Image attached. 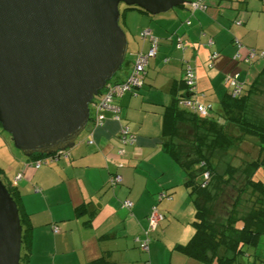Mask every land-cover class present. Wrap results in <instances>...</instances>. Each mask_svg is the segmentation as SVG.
Here are the masks:
<instances>
[{"label":"crops","instance_id":"crops-1","mask_svg":"<svg viewBox=\"0 0 264 264\" xmlns=\"http://www.w3.org/2000/svg\"><path fill=\"white\" fill-rule=\"evenodd\" d=\"M202 2L205 10L190 12L183 6L184 16L174 12L149 16L137 9L129 12L132 16L126 14L130 61L116 82L127 77L134 55L149 46L148 36H140L142 29L157 37L158 46L144 68L142 84L134 92L114 97L118 120L112 111L102 110V124L89 125L68 149V158L61 156L51 165L34 168L17 154L8 158V165H1L2 175L17 189L19 204L31 225L29 256L22 264H90L102 255L113 264H203L174 249L192 235L194 209L183 185V172L161 150L160 114L170 101V86L181 78L185 64L194 68L198 99L213 104L229 89L222 84L226 73L245 63L252 64L245 75L235 73L244 87L255 80L248 109L252 106L255 111L252 118L264 120V71L260 73L264 57L241 60L248 49L264 51V0ZM179 42L183 48L177 47ZM212 51L217 55L209 58ZM250 70L253 77L249 80ZM148 120H154L153 124ZM123 125L135 134L133 142L121 144ZM88 138L94 142L86 144ZM113 173L122 182L110 186ZM17 174L21 176L16 178ZM161 191L171 198L158 200ZM124 200L132 202L130 209L123 205ZM82 203L95 212L87 224L86 212L75 213V206ZM153 205L164 218L152 232L144 254L134 238L142 236ZM53 226L58 227L56 233Z\"/></svg>","mask_w":264,"mask_h":264},{"label":"water","instance_id":"water-1","mask_svg":"<svg viewBox=\"0 0 264 264\" xmlns=\"http://www.w3.org/2000/svg\"><path fill=\"white\" fill-rule=\"evenodd\" d=\"M189 0H0V126L25 157L72 148L89 104L128 49L119 5L151 15ZM22 226L0 179V264H19Z\"/></svg>","mask_w":264,"mask_h":264},{"label":"trees","instance_id":"trees-1","mask_svg":"<svg viewBox=\"0 0 264 264\" xmlns=\"http://www.w3.org/2000/svg\"><path fill=\"white\" fill-rule=\"evenodd\" d=\"M126 9H137L149 14L135 6H126ZM179 43L182 44V42ZM241 60H243L242 57ZM263 71L264 67L260 73ZM234 74L238 73L226 75L225 82L229 89L224 91L219 98L216 109L211 102L200 101L196 89L193 92L189 91L182 75L181 78L173 80L169 89L170 101L163 106L160 114L159 143L161 150L183 172V185L187 189L194 209L193 233L184 244H176L174 249L203 264H247L241 258L243 255H248L246 248L257 246L261 236L264 235V175L262 178L255 176L260 167L264 174V120L252 118L248 113L249 96L254 92L255 80L253 79L246 88L241 84L240 91L233 96L228 78ZM112 78L107 83L116 82V77L113 80ZM238 82L240 83L239 77ZM135 88H132L130 92H134ZM103 92L104 88L99 91L94 100ZM184 99L197 101L204 106L209 105L207 114L202 116L196 110L182 105L180 101ZM89 125L92 127L91 117L86 128ZM248 136L256 139L258 153L252 155L253 159L245 160V165L241 170L227 166L223 172H218L212 160L215 151L237 146L243 143ZM43 156L33 154L26 157V161H31L33 164L36 159ZM52 162L49 161L46 165ZM236 170L239 171V176H245L240 187H236L233 181ZM114 175L119 174L113 173L111 176ZM0 179L6 184L18 207L22 226L19 264L26 263L30 250L31 225L19 204L17 189L7 182L2 175L1 168ZM121 182L122 177L120 182L113 185L108 180L110 186ZM224 188L229 189L230 193L225 194L227 203L222 202V205H219L216 199L221 196ZM231 191L237 192V195L239 192L242 194L247 191L249 195L254 196L246 213L238 215L237 195L233 196ZM161 192L169 196V198L162 199L171 198L170 194L165 191ZM85 212L89 216L84 221L87 224L93 217L94 210H87L86 203L75 206L76 215ZM238 223L241 225L239 226ZM253 257L252 264H264V251L262 254L254 253ZM90 264H113V262L102 255L92 260Z\"/></svg>","mask_w":264,"mask_h":264},{"label":"built area","instance_id":"built-area-1","mask_svg":"<svg viewBox=\"0 0 264 264\" xmlns=\"http://www.w3.org/2000/svg\"><path fill=\"white\" fill-rule=\"evenodd\" d=\"M190 11L195 10H205L206 5L202 2V0H189L185 4ZM186 23L189 24V20H186ZM240 23V20L237 21ZM140 36L145 38L148 36L149 39V46L145 51H138L133 58L131 68L127 77L122 81L107 83L104 87V92L97 98L93 99L92 102L89 104L90 109V117L92 118V127H96L102 124L104 115L101 112L102 110H110L113 112V118L119 119V107L113 104V98L122 95L125 92L132 91V88L138 87L142 84L143 79V71L145 66L147 65L148 59L150 57H154L157 52V38L150 33L149 29H142L140 31ZM211 43V40H209ZM178 48H183L181 43H177ZM217 55V52L213 51L209 58H212ZM264 51L256 52L253 49H249L246 51V54L243 55L242 59L244 61H249L256 56H263ZM167 61V58L164 59ZM183 77L184 81L188 87V90L193 92L195 90V72L194 68L190 64H185L183 69ZM229 85L232 87V95L238 94L241 89V84L238 82V74H234L232 77L228 78ZM182 105L188 106L193 110H196L200 115H206L209 109V105L204 106L203 104L192 101L189 99H184L180 101ZM135 135L132 134L129 128L126 125H123L120 128V142L121 144H126L128 142H133L135 140ZM94 141L92 138L86 139V143L92 144ZM119 154L123 153V149L119 148ZM68 153L67 150L58 151L53 154L44 155L43 157L36 159L32 166L34 168L39 167L40 165L46 164L47 162H52L57 160L59 157H67ZM21 174H17L16 178H19ZM207 176V175H206ZM121 181L120 175L111 176L109 179L110 184H116ZM158 199L162 198H169L163 192L158 193ZM123 205L126 208L132 207V202L130 200H124ZM164 218L163 213L158 209L156 205H153L148 216H147V226L142 232V236H135L134 241L138 244L141 250H147L148 242H149V235L153 232L158 224ZM53 232L58 231L57 226L52 227Z\"/></svg>","mask_w":264,"mask_h":264},{"label":"rangeland","instance_id":"rangeland-1","mask_svg":"<svg viewBox=\"0 0 264 264\" xmlns=\"http://www.w3.org/2000/svg\"><path fill=\"white\" fill-rule=\"evenodd\" d=\"M225 1L233 2L234 0H225ZM182 8H183V5L175 6L166 12L159 13L156 15H161V14L163 15V14H168L169 12H174V14H176L177 16H184ZM132 10H134V9H126V6L123 3H120V5H119V11H120L119 24L123 28L125 34H126V14L129 12H132ZM180 12H182V13H180ZM129 16H132V15H130V13H129ZM149 16H154V15L149 14ZM262 60H264V58ZM129 61H130V50L127 52L126 57H125V61L123 62L121 68L116 72V74L114 75L112 80L115 79V77H117L118 75H122V74L126 73V69H127V65L129 64ZM237 64H239V63L237 62ZM241 64H243V63H241ZM251 65L252 64L248 65V64L244 63L243 66H241V67L237 66L236 69H234L228 73L231 74V73L241 71L245 75L246 70L248 71V69ZM228 73H226V75ZM252 77H253V74H252V71L250 70L248 79L250 80ZM222 84L224 85L225 88L226 87L229 88L228 84L226 82L222 83ZM246 87L247 86H245V88ZM217 102H213V107L215 109L217 106ZM251 107L252 106H250L248 113H249L250 117H253V114L255 113V111ZM255 107H258V105ZM152 115L154 116L155 114L152 113ZM263 119H264V114H263ZM148 121L150 123L152 122V124L154 122V120L153 121L148 120ZM84 130L81 132L79 137L82 135ZM160 134H161V131H160ZM256 153H258V147L256 146V139L254 137L248 136L247 139L243 143H241L237 146L230 147L227 150L215 151L212 160H213V163L216 165V169L218 172H223L225 170V167H227V166H232L236 169L241 170V168L245 165V160L249 161V160L253 159L252 155H255ZM16 154L20 155L26 159V157L18 149H16L14 147L13 142L10 138V135L6 131H4L0 126V167H1V165H8V158L10 156L13 157ZM51 164L52 163H49L47 165H51ZM43 165H46V164H43ZM262 175H264V174H263L262 168L260 167L258 169V171H256L255 176L258 178H262L263 177ZM244 178H245V176H239V171L236 170V172L234 173V176H233V181L236 184L235 186L240 187L241 184L243 183ZM227 193H230L229 189L224 188L221 196L218 199H216V200H218L217 204L222 205V202L227 203L225 201V198H226L225 194H227ZM231 193L233 196L237 195L236 194L237 192L231 191ZM253 197L254 196L249 195V193L247 191H244L242 194L239 192V194L237 195V207H236V209L239 211L238 215H241V214H244L247 212V210L251 206V203H252L251 200H253ZM238 224H239V226L241 225L240 223H238ZM192 231H193V229H192ZM151 236H152V232L150 233V237ZM246 249H247L248 255H243L241 258L247 264H252L253 260H254L253 254L254 253L262 254L264 251V235L261 236L260 242L258 243L257 246L247 247ZM140 252L146 254L145 250L144 251L140 250Z\"/></svg>","mask_w":264,"mask_h":264}]
</instances>
